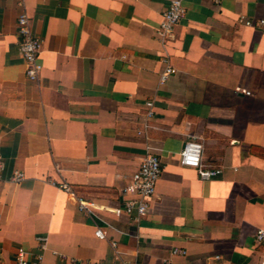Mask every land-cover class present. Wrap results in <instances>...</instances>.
I'll use <instances>...</instances> for the list:
<instances>
[{"label":"crops","instance_id":"crops-1","mask_svg":"<svg viewBox=\"0 0 264 264\" xmlns=\"http://www.w3.org/2000/svg\"><path fill=\"white\" fill-rule=\"evenodd\" d=\"M171 1L0 0L1 264L19 247L42 264H264V0H182L162 38ZM22 14L43 41L38 81ZM192 138L219 177L181 164ZM149 154L163 173L148 213L116 216Z\"/></svg>","mask_w":264,"mask_h":264},{"label":"built area","instance_id":"built-area-1","mask_svg":"<svg viewBox=\"0 0 264 264\" xmlns=\"http://www.w3.org/2000/svg\"><path fill=\"white\" fill-rule=\"evenodd\" d=\"M185 16V8L183 7L182 0H172L170 6L163 12V20L160 28V35L166 38L172 33L173 28L181 22ZM250 24L249 22H247ZM264 25V21H261ZM17 32L19 36V50L26 63L25 75L31 81H38L42 65L38 61V56L43 47V41L35 36L30 20L26 14L19 16L17 21ZM175 69L167 67L166 71L162 74V80H166L170 74L175 73ZM149 109L148 116H152L153 103L147 102ZM204 147L203 144L195 138L186 142L184 149L181 153V164L188 167H193L198 170L199 176L202 180L208 181L217 178L221 175V170L217 168H206L202 165ZM5 163L0 153V185L3 181V171ZM163 173V164L157 155H147L139 165L138 170L133 174L130 184L124 189V194L133 196L132 198L124 201L122 208L114 209L112 212L120 217L127 214L136 218L144 217L150 209V200L155 194L156 186ZM23 180L21 174H15L11 178L12 183H20ZM60 188L67 192L69 195L74 196V191L70 185L64 183ZM77 205L79 211L86 215H91L92 208L96 204L82 198H77ZM96 237L106 239V235L100 228L95 232ZM40 243V249L45 248L47 238L40 236L37 238ZM255 243L264 246V229H258L255 233ZM111 245L116 247V243L112 242ZM175 254L185 256L186 252L182 249L173 251ZM23 247L17 249L14 263L15 264H42V254L31 255ZM117 264H130L125 261H120L118 258ZM1 264V257H0ZM165 264H174L165 262Z\"/></svg>","mask_w":264,"mask_h":264}]
</instances>
